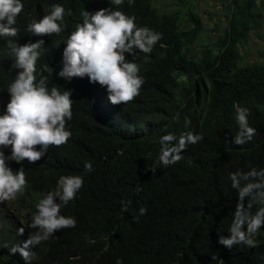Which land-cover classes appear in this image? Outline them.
Listing matches in <instances>:
<instances>
[{
	"label": "trees",
	"instance_id": "trees-1",
	"mask_svg": "<svg viewBox=\"0 0 264 264\" xmlns=\"http://www.w3.org/2000/svg\"><path fill=\"white\" fill-rule=\"evenodd\" d=\"M160 1L0 0V264H264L263 1Z\"/></svg>",
	"mask_w": 264,
	"mask_h": 264
},
{
	"label": "rangeland",
	"instance_id": "rangeland-1",
	"mask_svg": "<svg viewBox=\"0 0 264 264\" xmlns=\"http://www.w3.org/2000/svg\"><path fill=\"white\" fill-rule=\"evenodd\" d=\"M174 0H161L159 6L171 10L176 8L172 5ZM263 4H264V0ZM192 6L195 10L196 16L200 19L203 29L195 45H193L194 54L197 51L204 49L212 42H215L219 32L218 28H224V19L227 14V5L229 0H192ZM179 8V7H177ZM258 8L260 9L261 24L251 37L248 45L242 49L243 64L251 63L256 60L264 62V7L259 2Z\"/></svg>",
	"mask_w": 264,
	"mask_h": 264
},
{
	"label": "clouds",
	"instance_id": "clouds-1",
	"mask_svg": "<svg viewBox=\"0 0 264 264\" xmlns=\"http://www.w3.org/2000/svg\"><path fill=\"white\" fill-rule=\"evenodd\" d=\"M78 63L79 62L76 61V63L74 64L76 68L78 67ZM36 210L38 211L39 216H40V226L44 228L52 227V228L65 229V228H70L75 224L71 222L68 218L65 223H62V224L59 223L58 225H52L55 222H59L62 215L66 214L64 212L63 205L56 204L53 207L48 208V209L42 208V209H36Z\"/></svg>",
	"mask_w": 264,
	"mask_h": 264
}]
</instances>
